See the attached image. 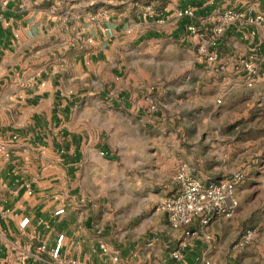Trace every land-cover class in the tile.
Listing matches in <instances>:
<instances>
[{"label":"crops","instance_id":"1","mask_svg":"<svg viewBox=\"0 0 264 264\" xmlns=\"http://www.w3.org/2000/svg\"><path fill=\"white\" fill-rule=\"evenodd\" d=\"M0 2V264H238L221 249L226 218L174 228L158 210L179 193L188 147L147 110L154 87L139 84L163 65L168 97L214 112L203 106L208 84L229 83L238 58L252 51L264 57V26L252 21L264 0ZM188 7L194 17H178ZM228 10L242 18L227 26L218 59L203 67L202 38L187 26L209 38ZM219 69L226 77L215 76ZM263 79L262 67L254 85ZM192 169L204 183L229 178ZM60 208L65 213L55 216ZM184 239L176 260L171 253Z\"/></svg>","mask_w":264,"mask_h":264},{"label":"rangeland","instance_id":"2","mask_svg":"<svg viewBox=\"0 0 264 264\" xmlns=\"http://www.w3.org/2000/svg\"><path fill=\"white\" fill-rule=\"evenodd\" d=\"M246 57L238 58L229 83L215 90L208 84L209 90L201 93L204 108L212 105L214 112L201 113L185 96L168 97L163 65L156 68L151 82L145 80L139 86L151 91L154 87L147 110L162 119L165 131L185 139L191 174L193 167L204 175L215 172V178L243 176L237 189L239 208L233 216L224 217L231 229L221 249L233 254L238 264H264V79L253 87L246 85L242 65ZM222 72L215 71V76L226 77ZM139 101L143 100L137 99L136 104ZM209 178L213 175L204 177Z\"/></svg>","mask_w":264,"mask_h":264},{"label":"built area","instance_id":"3","mask_svg":"<svg viewBox=\"0 0 264 264\" xmlns=\"http://www.w3.org/2000/svg\"><path fill=\"white\" fill-rule=\"evenodd\" d=\"M5 2H0V8ZM27 0H21L20 6L24 8ZM149 13L153 11L148 10ZM178 17H194V11L188 7L178 12ZM242 18V15L231 10L225 11L216 17L215 25L212 28V34L209 38H205L200 34L196 26L189 24L187 29L189 32L199 35L202 42L199 47L198 60L201 63L211 64L218 59V39L223 34L227 26ZM253 22H259L264 26V13L257 15ZM245 71V79L248 87H252L262 71L264 65V57L259 56L255 51L250 52L246 59L242 61ZM3 144L0 145V150H4ZM180 190L178 195L164 200L158 210L165 212L168 216L170 224L174 228L181 226H190L196 218L202 226H206L214 217H231L238 207L239 200L236 194L237 185L242 182L243 176L234 174L231 177L211 183H204L200 179L193 176L186 164H183L176 176ZM65 213L64 208H60L55 212V216H62ZM30 223V218L24 217L20 226L26 228ZM247 235L251 232L248 230ZM186 236L196 234L195 231H186ZM64 234L57 237L56 245L51 250V255L55 260H60L61 250L63 248ZM188 246L186 239L182 240L179 246L171 253L172 258L180 260L183 250ZM103 251H107L105 245H101ZM46 245L42 244L40 250L44 251ZM77 264L76 261H72Z\"/></svg>","mask_w":264,"mask_h":264}]
</instances>
